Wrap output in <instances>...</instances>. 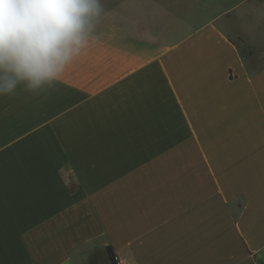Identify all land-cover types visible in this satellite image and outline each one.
I'll use <instances>...</instances> for the list:
<instances>
[{
    "label": "crops",
    "instance_id": "obj_1",
    "mask_svg": "<svg viewBox=\"0 0 264 264\" xmlns=\"http://www.w3.org/2000/svg\"><path fill=\"white\" fill-rule=\"evenodd\" d=\"M111 1L0 97V264H264V0Z\"/></svg>",
    "mask_w": 264,
    "mask_h": 264
},
{
    "label": "clouds",
    "instance_id": "obj_2",
    "mask_svg": "<svg viewBox=\"0 0 264 264\" xmlns=\"http://www.w3.org/2000/svg\"><path fill=\"white\" fill-rule=\"evenodd\" d=\"M104 15L102 0H0V97L53 89Z\"/></svg>",
    "mask_w": 264,
    "mask_h": 264
},
{
    "label": "rangeland",
    "instance_id": "obj_3",
    "mask_svg": "<svg viewBox=\"0 0 264 264\" xmlns=\"http://www.w3.org/2000/svg\"><path fill=\"white\" fill-rule=\"evenodd\" d=\"M102 3L106 15L101 18L96 30L111 31L120 29V14L117 11L118 6L116 5V2H112L111 0H102Z\"/></svg>",
    "mask_w": 264,
    "mask_h": 264
},
{
    "label": "trees",
    "instance_id": "obj_4",
    "mask_svg": "<svg viewBox=\"0 0 264 264\" xmlns=\"http://www.w3.org/2000/svg\"><path fill=\"white\" fill-rule=\"evenodd\" d=\"M107 251H108V254H109L110 258H111V261L113 262L114 256H113L112 251L109 248H107Z\"/></svg>",
    "mask_w": 264,
    "mask_h": 264
},
{
    "label": "built area",
    "instance_id": "obj_5",
    "mask_svg": "<svg viewBox=\"0 0 264 264\" xmlns=\"http://www.w3.org/2000/svg\"><path fill=\"white\" fill-rule=\"evenodd\" d=\"M112 264H120V263L114 258Z\"/></svg>",
    "mask_w": 264,
    "mask_h": 264
}]
</instances>
